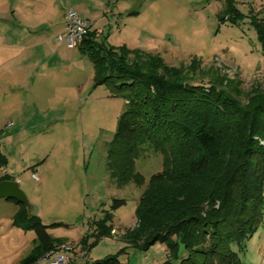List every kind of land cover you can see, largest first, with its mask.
I'll list each match as a JSON object with an SVG mask.
<instances>
[{"label": "rangeland", "instance_id": "obj_1", "mask_svg": "<svg viewBox=\"0 0 264 264\" xmlns=\"http://www.w3.org/2000/svg\"><path fill=\"white\" fill-rule=\"evenodd\" d=\"M5 1L0 0L1 12L7 8ZM98 1L102 5L96 0H79L81 6L77 7L85 11L77 13L96 21L100 20V10L106 13L100 28L110 26L104 30L107 47L150 55L173 69L200 68L204 81H221L242 105L248 103L249 93L264 90V54L251 24V18L264 19V0ZM130 6L136 15L124 16L117 23L111 20L110 12ZM229 10L242 17L229 19ZM4 25L0 19V30ZM51 30L48 37L53 43L60 32ZM68 51V63L60 65L68 72L61 75L64 88L52 91L41 86L20 87L16 61L0 57V154L5 159L0 176L8 174L16 180L26 198L23 206L29 217H38L51 238L61 242L51 252L70 247L63 264H89L106 258H111L112 264H162L169 257L165 243L141 249L124 238L139 226L143 229L142 220L135 215L143 194L172 192V184L153 183L151 177L166 173L170 178L182 167L183 152L174 149L171 141L166 145L159 140L139 144L132 160L137 184L119 187L108 165V151L126 109L125 98L97 83L92 63L77 49ZM161 75L172 80L168 74ZM199 77L192 81H199ZM227 160L222 167L229 166ZM114 199L126 203L113 210ZM15 210L12 200L0 199V264H20L35 246L34 232L24 228L30 221L13 223ZM100 222L111 234L96 241L90 233ZM149 224L150 220H144L145 228ZM84 235H88L87 247ZM175 239L170 236V240ZM231 248L241 264H264V227L260 226L241 248Z\"/></svg>", "mask_w": 264, "mask_h": 264}, {"label": "trees", "instance_id": "obj_2", "mask_svg": "<svg viewBox=\"0 0 264 264\" xmlns=\"http://www.w3.org/2000/svg\"><path fill=\"white\" fill-rule=\"evenodd\" d=\"M229 15L231 20L242 17L236 10H229ZM251 24L264 54V19L251 18ZM77 48L92 63L97 83L125 98L126 109L108 151L118 186L137 184L132 160L139 144L171 141L184 155L182 167L170 178L166 173L151 177L153 183L172 184L173 190L143 194L135 208L143 229L131 230L124 239L141 249L165 243L169 257L162 264H241L231 246L241 248L264 227V90L249 93L248 103L242 105L221 81H204L200 68L173 69L156 57L107 47L95 32H89ZM187 74L191 76L186 81ZM198 74L200 80L192 81ZM224 159L228 167H222ZM0 164H5L1 154ZM9 178L4 175L0 182ZM172 178L176 180L170 182ZM12 201L20 206L13 223L30 221L24 228L36 238L20 264H36L61 242L51 238L38 217H29L23 204ZM125 203L114 199L111 208ZM144 220H150L146 228ZM110 234L103 222L90 233L96 241ZM172 235L175 240H170ZM84 238L87 247L88 235ZM111 260L89 264H112Z\"/></svg>", "mask_w": 264, "mask_h": 264}, {"label": "crops", "instance_id": "obj_3", "mask_svg": "<svg viewBox=\"0 0 264 264\" xmlns=\"http://www.w3.org/2000/svg\"><path fill=\"white\" fill-rule=\"evenodd\" d=\"M96 3L102 5L101 1L96 0ZM78 4L81 6L79 0L5 1L7 11H0V19L5 24L4 28L0 30V57L16 61L19 66L17 84L20 87L32 89L34 86H41L50 91L64 88L61 75H67L68 72L61 70L60 65L68 63L69 49L66 48L64 43L57 42L55 36L53 38L54 42L51 43L48 36L51 35V28H55L57 34L63 32L64 13L67 8H71L81 17L78 14L80 13L79 10L85 11V9H79ZM86 10L89 12V7ZM136 14L137 11L130 6L127 10L110 12V17L114 23H117L124 20V16ZM105 15L106 13L100 10V20L98 21L90 20L87 16L81 18L91 23L90 32H95L98 38L101 36L106 39L104 30H107L110 26L100 28L101 20ZM75 49L80 53L78 48ZM5 175L8 176V174ZM8 180L16 181L12 178ZM13 204H15L16 214L20 206L15 202ZM33 243L36 244V238L33 239Z\"/></svg>", "mask_w": 264, "mask_h": 264}, {"label": "built area", "instance_id": "obj_4", "mask_svg": "<svg viewBox=\"0 0 264 264\" xmlns=\"http://www.w3.org/2000/svg\"><path fill=\"white\" fill-rule=\"evenodd\" d=\"M91 23L79 17L71 8L64 13L63 32L55 37L59 43H64L67 49L74 50L90 32ZM32 178L38 181V177L32 174ZM69 246H62L57 252H49L42 260H48L49 264H63L67 259ZM38 261L37 263H39Z\"/></svg>", "mask_w": 264, "mask_h": 264}, {"label": "water", "instance_id": "obj_5", "mask_svg": "<svg viewBox=\"0 0 264 264\" xmlns=\"http://www.w3.org/2000/svg\"><path fill=\"white\" fill-rule=\"evenodd\" d=\"M0 199L15 200L21 204H26V198L19 189L16 181L3 180L0 182Z\"/></svg>", "mask_w": 264, "mask_h": 264}]
</instances>
